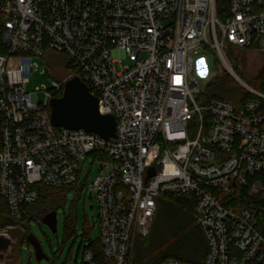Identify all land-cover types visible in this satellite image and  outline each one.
I'll list each match as a JSON object with an SVG mask.
<instances>
[{
  "label": "built area",
  "instance_id": "obj_1",
  "mask_svg": "<svg viewBox=\"0 0 264 264\" xmlns=\"http://www.w3.org/2000/svg\"><path fill=\"white\" fill-rule=\"evenodd\" d=\"M0 20V199L15 225L40 184L73 185L91 156L105 263L130 264L158 197L183 194L196 201L205 258L158 264H264V93L227 58L264 54V0H228L220 12L217 0H0ZM46 50L115 117L114 138L52 124L49 100L68 79L26 89ZM201 50L245 87L241 104L204 100L193 74ZM81 264H95L90 250Z\"/></svg>",
  "mask_w": 264,
  "mask_h": 264
},
{
  "label": "trees",
  "instance_id": "obj_2",
  "mask_svg": "<svg viewBox=\"0 0 264 264\" xmlns=\"http://www.w3.org/2000/svg\"><path fill=\"white\" fill-rule=\"evenodd\" d=\"M227 1L217 0L219 12L227 6ZM5 51L0 20V54L5 53ZM44 56L47 57L50 67L53 66L52 62L55 65L59 63V59H57L59 54H55L54 51L46 50ZM64 63L68 66L66 60ZM235 65L236 63L233 62V68L236 69ZM226 81H228L227 74H221V76H217L210 81L203 93L204 100L219 98L236 105L241 104L247 98V94H244L243 98L238 99L239 88L233 85L224 86L221 84ZM255 88L264 93V66H262L261 72L256 78ZM194 123L195 121L192 122V124ZM100 158L108 159L103 153ZM38 187V198L34 202L23 206L21 219L17 222L18 225L26 222L29 224L32 219L40 221L48 212L56 211L66 205V188H52L41 184ZM195 203L196 201L192 195L167 194L158 197L148 235L135 239L130 264H158L167 257L190 263L203 261L207 252V242L203 230L196 221ZM76 220L77 214L75 210L66 214L64 219L65 236L62 243L75 231ZM9 225H15V222L9 217L3 199H0V230ZM29 230L28 227L27 232ZM89 231L90 227L87 225V221L84 220L83 241H90ZM27 246L29 247V245ZM85 249L92 252L95 264H107L102 256L99 239L90 242L88 246H83L82 252ZM60 250L54 255L55 258L58 257Z\"/></svg>",
  "mask_w": 264,
  "mask_h": 264
},
{
  "label": "rangeland",
  "instance_id": "obj_3",
  "mask_svg": "<svg viewBox=\"0 0 264 264\" xmlns=\"http://www.w3.org/2000/svg\"><path fill=\"white\" fill-rule=\"evenodd\" d=\"M55 54H59L57 56L59 63L55 65L51 61L52 67L49 66V61L45 56L43 60H34L38 64V71L30 76L29 83L26 87L28 91L35 92L37 88L44 90L51 87L52 80L64 82L70 78V69L64 63V55L59 52H55ZM227 58L235 74L243 82L255 88L256 78L260 74L262 66H264V54L247 50H234L231 54L228 52ZM195 59L197 63L193 74L197 78L203 92H205L206 86L215 77L221 76V74H227L228 81L221 83L222 85H233L239 88L238 99L243 98V95L248 93L245 87L227 71L223 63L218 58L214 60V57L209 52L201 50ZM199 59L204 60L205 67ZM233 62L236 63V69L233 68ZM127 63H129V60L124 58L120 63H115L114 67L116 71H120L121 66ZM39 99H44L42 92L39 93ZM99 172V163L94 161L91 156H88L83 161V169L78 173L77 182L65 189L66 205L56 210V232L49 230L41 221L35 219L30 220L29 231L40 242L47 259L43 258L38 262L33 254L31 245L29 248L26 243H23L21 245V264H81L82 247L88 246L90 242L96 241L99 235L97 198L89 190L91 183ZM74 210L77 214L75 231L62 243L65 236V216ZM84 220L87 221V225L90 227V241H83ZM29 250L32 252L30 257L28 256ZM59 250L58 257L55 258L54 255Z\"/></svg>",
  "mask_w": 264,
  "mask_h": 264
},
{
  "label": "water",
  "instance_id": "obj_4",
  "mask_svg": "<svg viewBox=\"0 0 264 264\" xmlns=\"http://www.w3.org/2000/svg\"><path fill=\"white\" fill-rule=\"evenodd\" d=\"M50 120L56 127L83 129L93 132L104 139L115 137L116 120L112 114H100L98 100L90 93L79 77L68 79L60 96L49 100ZM49 230L56 232V211L45 214L41 220ZM29 224L9 225L0 231V264H21V245H31L33 254L39 262L47 256L38 239L27 232ZM27 232V233H26ZM32 252L28 251L30 257ZM28 264V263H27Z\"/></svg>",
  "mask_w": 264,
  "mask_h": 264
},
{
  "label": "flooded vegetation",
  "instance_id": "obj_5",
  "mask_svg": "<svg viewBox=\"0 0 264 264\" xmlns=\"http://www.w3.org/2000/svg\"><path fill=\"white\" fill-rule=\"evenodd\" d=\"M27 233V232H26ZM29 248H30V246H29Z\"/></svg>",
  "mask_w": 264,
  "mask_h": 264
}]
</instances>
